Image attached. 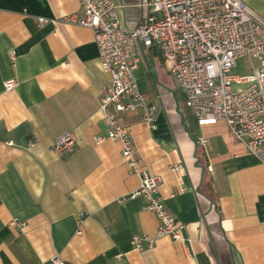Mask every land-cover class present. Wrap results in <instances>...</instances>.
Returning a JSON list of instances; mask_svg holds the SVG:
<instances>
[{
	"label": "crops",
	"instance_id": "obj_1",
	"mask_svg": "<svg viewBox=\"0 0 264 264\" xmlns=\"http://www.w3.org/2000/svg\"><path fill=\"white\" fill-rule=\"evenodd\" d=\"M113 1L123 28L144 22L147 0ZM244 1L264 20V0ZM80 12L79 0H0V264H264V164L225 122L188 129L181 89L155 48L135 74L158 104L156 127L140 111L122 122L184 229L181 239L133 247L134 235H156L158 220L143 197H129L140 177L122 142L95 143L108 131L100 105L109 74L93 29L64 20ZM238 64L234 73L246 74L259 61ZM9 79L17 84L7 91ZM66 133L76 145L62 156L53 146Z\"/></svg>",
	"mask_w": 264,
	"mask_h": 264
},
{
	"label": "built area",
	"instance_id": "obj_2",
	"mask_svg": "<svg viewBox=\"0 0 264 264\" xmlns=\"http://www.w3.org/2000/svg\"><path fill=\"white\" fill-rule=\"evenodd\" d=\"M79 2L80 14L64 20L93 29L102 69L109 74L100 105L108 131L97 136L95 143L106 139L122 142L124 163L140 177L139 187L129 197H143L144 210L154 213L158 220L155 236L134 235L131 243L142 251L145 242L153 246L164 236L181 239L184 223L161 197V177L139 166L129 125L122 122L124 116L140 111L142 119L156 127L158 104L141 91L135 71L144 62V49H158L198 124L225 122L248 153L264 164V20L244 0H147L144 22L125 29L113 0ZM38 21L45 24L50 19L38 17ZM243 57L256 59L259 64L250 73L236 74L233 69ZM12 58H16L14 53ZM16 84L15 79L4 82L7 91ZM197 140L208 143L202 134ZM75 145L74 133H66L53 149L63 156L73 152ZM11 224L26 226L18 219ZM52 262L65 264L59 256Z\"/></svg>",
	"mask_w": 264,
	"mask_h": 264
},
{
	"label": "trees",
	"instance_id": "obj_3",
	"mask_svg": "<svg viewBox=\"0 0 264 264\" xmlns=\"http://www.w3.org/2000/svg\"><path fill=\"white\" fill-rule=\"evenodd\" d=\"M180 91L181 92L179 94V97H180L181 101L183 102V106L185 107V110L187 111V112H185L187 114L186 115V125H187L188 129L193 133L194 132V127L193 126H194V124H198V121H197V119L195 117L194 112L192 111V109L186 103L185 94L183 93L182 90H180ZM187 116H188L189 119L190 118L191 119L187 120Z\"/></svg>",
	"mask_w": 264,
	"mask_h": 264
},
{
	"label": "rangeland",
	"instance_id": "obj_4",
	"mask_svg": "<svg viewBox=\"0 0 264 264\" xmlns=\"http://www.w3.org/2000/svg\"><path fill=\"white\" fill-rule=\"evenodd\" d=\"M166 69V68H165ZM233 72L241 73L243 72L242 65L238 64V67L233 69Z\"/></svg>",
	"mask_w": 264,
	"mask_h": 264
}]
</instances>
